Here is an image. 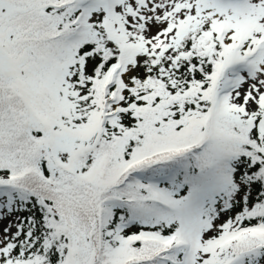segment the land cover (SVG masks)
<instances>
[{"label":"snow or ice","instance_id":"obj_1","mask_svg":"<svg viewBox=\"0 0 264 264\" xmlns=\"http://www.w3.org/2000/svg\"><path fill=\"white\" fill-rule=\"evenodd\" d=\"M0 264H264V0H0Z\"/></svg>","mask_w":264,"mask_h":264}]
</instances>
